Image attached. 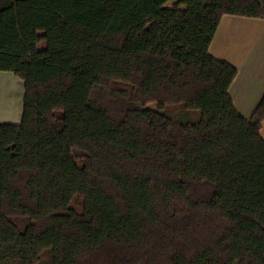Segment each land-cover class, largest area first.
Returning a JSON list of instances; mask_svg holds the SVG:
<instances>
[{
    "label": "trees",
    "instance_id": "trees-1",
    "mask_svg": "<svg viewBox=\"0 0 264 264\" xmlns=\"http://www.w3.org/2000/svg\"><path fill=\"white\" fill-rule=\"evenodd\" d=\"M168 1L0 0V264H264V93L241 114L210 52L264 0Z\"/></svg>",
    "mask_w": 264,
    "mask_h": 264
},
{
    "label": "crops",
    "instance_id": "crops-1",
    "mask_svg": "<svg viewBox=\"0 0 264 264\" xmlns=\"http://www.w3.org/2000/svg\"><path fill=\"white\" fill-rule=\"evenodd\" d=\"M226 27H231L236 33H238L237 28H248L247 32L239 33L234 40L239 43L237 50L241 48L243 56L241 59L236 60L235 57H232L228 47L222 49L220 46L222 41H225V39L220 41L219 39L225 33ZM210 51L213 55L224 58L236 66L237 74L229 87V92L237 110L246 117L250 116L264 93V19L237 15L222 16L212 39ZM0 71L3 74L0 75V84L8 83L12 74L7 72L8 70ZM17 79L21 80L19 77L16 78V86L12 84L14 88L5 90L6 99L13 103V112H9L7 115L11 120L1 122H19L21 119L24 86L21 80L20 87ZM2 91L3 89L0 91V98L3 97ZM11 91L13 92L11 93ZM243 109H247L248 112L246 113ZM260 132L264 138V120Z\"/></svg>",
    "mask_w": 264,
    "mask_h": 264
},
{
    "label": "rangeland",
    "instance_id": "rangeland-1",
    "mask_svg": "<svg viewBox=\"0 0 264 264\" xmlns=\"http://www.w3.org/2000/svg\"><path fill=\"white\" fill-rule=\"evenodd\" d=\"M113 1L114 0H103V2L101 4V10L105 11V9ZM176 3H177L176 0H170V1L165 3V6L166 7H172V6L176 5ZM179 6L184 7V5H179ZM237 30H238V33H236L231 27H226L225 33L219 39V41L222 39H225V41L223 40L221 45L220 44L219 45L221 46L222 49H227V47H228L229 52L232 54V57H235L236 60L241 59V57H243V56H242V52L240 51L241 48L239 50H237L239 43L234 42V40L236 39V37H238L239 33L243 34L244 32H247L248 28L240 27V28H237ZM252 37H253V35H252ZM40 46H43V42L40 43ZM231 54H229V55H231ZM7 72H10L13 76L11 75V77H9L10 80L8 81V83L0 84V91L3 89V91H2L3 97L0 98V121H8V119H10L9 116H7L8 113L13 112V110H12L13 109V103L9 102L6 99L5 90H10V88H14V86H16V78H18L13 72H11V71H7ZM0 75L2 76L3 74L0 73ZM17 82L21 87V85H22L21 80L19 81L17 79ZM13 91H11V93ZM243 111H245L246 113L248 112L247 109H243ZM32 176H33V178H35L34 177L35 176V164L32 165ZM33 183H34V181H33ZM216 201L229 203L233 207V209L236 211H246L248 208L247 204L241 203L239 201L236 188L233 186L224 184V183H220V190H219V193L216 197Z\"/></svg>",
    "mask_w": 264,
    "mask_h": 264
}]
</instances>
